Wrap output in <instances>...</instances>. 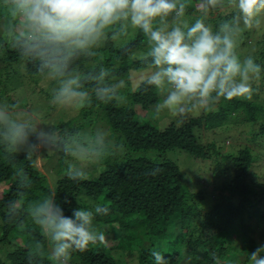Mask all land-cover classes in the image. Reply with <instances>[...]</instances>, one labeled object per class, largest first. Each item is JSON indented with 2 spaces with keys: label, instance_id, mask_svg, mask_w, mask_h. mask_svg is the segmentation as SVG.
<instances>
[{
  "label": "clouds",
  "instance_id": "9594fccd",
  "mask_svg": "<svg viewBox=\"0 0 264 264\" xmlns=\"http://www.w3.org/2000/svg\"><path fill=\"white\" fill-rule=\"evenodd\" d=\"M225 7L234 9L231 19L210 22L212 14ZM0 10V35L11 40L20 56L38 62L40 73L58 82L53 103L73 111L90 106L93 95L103 104L126 102L122 89L129 81L109 82L110 72L104 67L81 76L72 65L81 57L96 56L101 46L121 40L130 30L144 37V46L131 53L145 69L136 88L162 94L152 110L154 117H174L180 124L195 113L213 111L221 100L252 101L259 93L255 82L264 78V65L253 55H242L237 41L243 30L264 23V0H0ZM85 81L92 84L91 92ZM36 121L35 113L19 116L15 106L0 103V145L5 152L24 149L33 166L41 150L63 151L77 159L123 154L122 144H113L118 152L107 150L106 132L97 133V147L90 148ZM162 171L156 167L148 174ZM66 174L73 181L87 178V171L75 165ZM15 175L17 198L7 205L8 218L26 214L43 238L30 245L29 264L46 259L50 264H70L73 253L105 241L95 221L109 215V206L73 207L67 214L65 204L71 201L65 197L59 202L54 191L25 205L19 189L27 188L30 180L23 169ZM152 256L154 264H169L160 251ZM249 262L264 264V244L250 252Z\"/></svg>",
  "mask_w": 264,
  "mask_h": 264
},
{
  "label": "trees",
  "instance_id": "16d2710c",
  "mask_svg": "<svg viewBox=\"0 0 264 264\" xmlns=\"http://www.w3.org/2000/svg\"><path fill=\"white\" fill-rule=\"evenodd\" d=\"M260 41L259 49L263 47ZM241 44L247 46L245 40ZM143 46L144 37L141 33H136L135 38L122 47H117L109 40L99 48L96 56L77 59L72 65V71L84 76L95 74L100 67H104L110 72L109 82L112 79L126 80L132 71L143 67L131 56L132 52ZM0 48L9 68L23 64L28 77L45 76L39 72L38 62L20 56L7 37L0 38ZM263 49L260 51L263 52ZM250 55L258 60L262 58L261 53L258 54L260 58L255 53ZM85 84L91 92L92 84L88 81ZM255 87L259 93L252 101L221 100L213 111L190 116L179 125L170 123L164 129H159L151 121L139 122L134 108L140 106L149 110L154 107L159 99L155 89H122L127 99L121 105L100 103L93 95L91 108L100 112L99 108L102 107L112 141L124 145L123 155H110L113 162L108 163L97 176L92 174L81 181H73L66 176L54 188L48 186L46 176L23 153L9 154L0 145V244L9 236L24 235L26 247L8 254L7 261L10 264H29L30 245L43 239L39 229L26 214L20 213L14 219H9L6 214L9 201L17 198L16 170L23 169L30 180L27 188L19 189L23 192L21 199L25 205L54 191L59 202L62 203L65 197L71 201L65 204L67 214H70L71 208L89 207V203L109 206V215L97 216L96 226L103 224L107 233L116 235L119 238L118 249L129 251L128 257L136 258L137 264H154L152 252L156 251L159 241H164L169 249L161 252L169 264H182L185 258L189 260L188 264H227L243 258L244 262L250 264V252L259 245L251 236L253 228L247 222H264V184L255 182L253 185L249 181L255 156L250 148L236 153L223 152L222 146L217 147L214 142L207 143L202 133L216 128L229 130L228 123L253 125L263 119L264 98L258 99V96L264 94V78ZM262 135L264 125L257 137ZM132 152H151L162 158V161L154 162L144 155L131 158ZM169 153L187 154L195 160H210V163L212 159L220 158L213 160L217 172L211 176L210 181L218 177L222 184L209 182L214 186L213 193H207L205 188L192 192L188 183L183 181L181 166L166 156ZM60 164L59 174L68 168L65 155ZM156 167L163 171L156 176L149 175ZM212 196L217 200L212 199ZM200 202L211 205L204 212L197 205ZM193 222H197L194 230L191 229ZM113 223L117 225L112 226ZM238 238L241 246L233 244ZM134 245L138 246L136 252ZM241 255H244L243 258ZM71 259L76 264L119 263L113 250L102 246V243L90 246L83 252L73 253ZM0 264L6 263L0 261ZM33 264H50V261H34Z\"/></svg>",
  "mask_w": 264,
  "mask_h": 264
},
{
  "label": "rangeland",
  "instance_id": "374dc122",
  "mask_svg": "<svg viewBox=\"0 0 264 264\" xmlns=\"http://www.w3.org/2000/svg\"><path fill=\"white\" fill-rule=\"evenodd\" d=\"M190 11H195V9H190ZM234 13V9L230 7H225L223 10L213 13L210 17V22L217 24L223 23L225 20L231 19ZM2 14V12H0ZM134 30H130L128 35L119 41L113 42L117 47H122L128 44L136 36ZM245 35H244V34ZM2 35H0V38ZM245 40L247 46L242 45L241 41ZM262 40L264 48V23L261 27L253 30H243L238 36V50L242 55L255 53L262 54L261 59H256L257 63L264 65V49L263 52L260 51L258 47V42ZM248 42V43H247ZM261 42V41H260ZM10 43L11 40H10ZM104 46V45H103ZM102 47V46H101ZM261 47V46H260ZM141 49V48H140ZM140 49L135 50L138 52ZM260 58V56H258ZM145 71L144 67L132 71L130 77L126 80L129 81L130 85L127 87L129 90H134L138 82L139 76ZM261 80L256 81L255 84L258 85ZM47 75L42 77L31 78L27 76V71L25 66L16 65L9 68L8 61L0 48V103H7L8 105L15 106V112L19 116H24L28 112H33L37 116V123L43 127L57 130L66 139L72 138L78 140L80 143H86L90 148H95L97 145L93 144L95 135L97 133L106 132L110 137V131L108 130V125L106 118L104 116L102 107L99 108L100 112L91 108V105L80 111H73L70 109L62 108L61 106L53 103V96L55 90L58 87V82ZM29 91V93H27ZM158 102L162 99V94L158 93ZM264 98V94L258 96V99ZM15 101L17 103L15 104ZM157 102V103H158ZM15 104V105H14ZM137 112V118L139 122L151 121L159 129H164L170 123H176V119L170 116H160L154 117L153 108L143 109L140 106L134 107ZM195 113L192 116H200L201 113ZM179 125V124H178ZM264 125V118L255 124H232L228 123L229 130L223 131L222 129H209L202 133L204 140L207 143H215L217 147L222 146L223 152L236 153L238 150L244 148H250L253 151L255 160L253 166L250 169L251 180L250 182L255 185L264 184V135L257 137L260 133L261 126ZM64 130V131H63ZM114 142L111 137L108 141L107 150L114 151ZM101 151H105L103 145L99 146ZM116 150V149H115ZM125 149H123L124 152ZM24 149L14 152L18 155L23 153ZM118 152V150H116ZM120 154V153H118ZM39 160L36 162L37 168L46 176V183L51 188L56 187L59 180L66 177V170L61 174L58 170L61 168V159L65 155V161L67 167L70 165H75L77 167H83L87 171V177L94 174L97 176L106 167L108 163L113 162L111 156L104 158L103 156H93L91 158H80L77 159L71 155H66L63 151L56 150H41L37 153ZM123 155V154H121ZM140 155L150 158L154 162L162 161V158H158L154 153L145 152H132L130 153L131 158H137ZM171 160H174L178 165L181 166L183 172V181L187 182L192 192L201 191L205 188L207 193L214 192V186L212 183L221 185L222 182L218 177H215L210 181L211 176L217 172L216 163L212 159L207 161L195 160L187 154L182 153H169L166 155ZM213 169V172H212ZM216 174H214L215 176ZM199 182V183H198ZM209 182H212L211 184ZM2 192V191H0ZM212 196V199H216ZM217 200V199H216ZM199 208L203 211H207L211 203L200 202L197 203ZM95 206V203H89V207ZM8 214V212H6ZM103 220V219H102ZM197 222L191 224V229L194 230ZM251 224L253 232L251 236L256 239L257 244H264V222L258 224L257 220H252L247 222ZM113 223L112 226H116ZM241 226V225H240ZM100 231L105 234V241L102 246H106L113 250L115 258L119 260L118 264H137L136 258L128 257L129 251H122L118 249L119 238L111 233L106 232V227L103 224L97 225ZM2 233L0 231V237ZM25 236H9L3 243L0 244V261H4L6 264H10L7 261V256L13 251L26 249L24 246ZM236 246H241L240 238L234 240L233 242ZM134 251L138 249V246H133ZM156 251L165 252L169 251L166 243L164 241L157 242ZM126 255V256H124ZM244 255H241L243 258ZM244 259V258H243ZM238 260L236 263L227 264H248L244 260ZM189 260L185 258L182 264H188ZM70 264H76V261L71 259Z\"/></svg>",
  "mask_w": 264,
  "mask_h": 264
}]
</instances>
